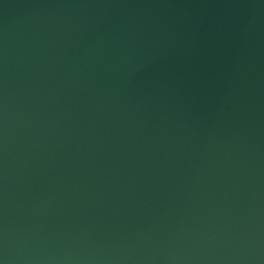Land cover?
Wrapping results in <instances>:
<instances>
[{
	"label": "water",
	"instance_id": "1",
	"mask_svg": "<svg viewBox=\"0 0 264 264\" xmlns=\"http://www.w3.org/2000/svg\"><path fill=\"white\" fill-rule=\"evenodd\" d=\"M0 264H264V0H0Z\"/></svg>",
	"mask_w": 264,
	"mask_h": 264
}]
</instances>
